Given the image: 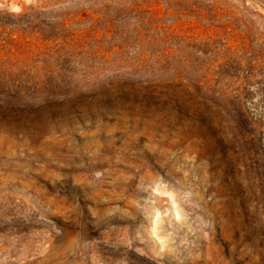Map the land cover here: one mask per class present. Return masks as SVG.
<instances>
[{"label":"rangeland","instance_id":"1","mask_svg":"<svg viewBox=\"0 0 264 264\" xmlns=\"http://www.w3.org/2000/svg\"><path fill=\"white\" fill-rule=\"evenodd\" d=\"M222 1L0 0V264H264V0Z\"/></svg>","mask_w":264,"mask_h":264},{"label":"trees","instance_id":"2","mask_svg":"<svg viewBox=\"0 0 264 264\" xmlns=\"http://www.w3.org/2000/svg\"><path fill=\"white\" fill-rule=\"evenodd\" d=\"M209 8L207 9L208 13H211V17L205 16V20H211V22H217L218 24L210 23L213 24V26H221V20L227 21V16L229 15L228 13L231 12L229 5L222 0H207ZM210 42L206 41L205 45H208ZM136 46V51H142V44L136 43L134 44Z\"/></svg>","mask_w":264,"mask_h":264}]
</instances>
